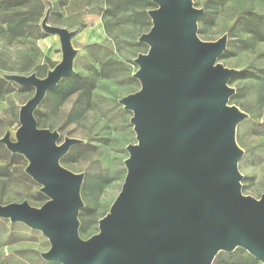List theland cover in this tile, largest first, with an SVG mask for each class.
<instances>
[{"label":"water","instance_id":"1","mask_svg":"<svg viewBox=\"0 0 264 264\" xmlns=\"http://www.w3.org/2000/svg\"><path fill=\"white\" fill-rule=\"evenodd\" d=\"M152 26L139 37L138 91L119 103L131 111L136 144L127 145L126 174L98 232L83 240L78 214L83 177L60 164L79 143L39 129L34 111L73 71V32L49 26L59 36L61 60L44 78L11 75L8 81L35 92L20 108L12 141L0 144L28 161L25 172L47 200L0 205V218L21 222L47 237L40 254L56 264H213L220 252L246 250L264 264V193L241 192L237 164L243 153L235 132L245 114L228 104L234 70L216 63L226 37L203 42L196 34L202 14L192 0H151Z\"/></svg>","mask_w":264,"mask_h":264},{"label":"rangeland","instance_id":"2","mask_svg":"<svg viewBox=\"0 0 264 264\" xmlns=\"http://www.w3.org/2000/svg\"><path fill=\"white\" fill-rule=\"evenodd\" d=\"M4 1L0 0V139L8 134L15 140L20 108L35 92L33 87L9 82L8 77L44 78L61 60L59 36L45 33L42 20L73 32V71L46 93L35 110L40 118L34 117L39 129L59 135L58 143L65 138L79 141L60 164L83 177L79 212L87 209L88 230L79 236L85 240L98 232L99 220L109 212L126 174V147L137 142L132 112L119 101L140 88L133 76L138 69L134 60L148 51L139 37L151 28L147 12L157 5L151 0L150 5L140 0H30L24 6L3 8ZM192 3L202 11L197 37L203 42L226 37L216 63L234 70L227 82L233 89L228 104L245 114L235 132L243 153L237 164L241 192L259 199L264 193V37L247 25L264 23V0ZM243 12L242 24L232 26ZM75 76L84 78L85 86L70 91L66 87ZM5 150H0V205L25 201L39 208L47 197L25 172L28 161ZM49 247L40 231L0 218V264H56L40 256ZM215 259L217 264H262L242 248L220 252Z\"/></svg>","mask_w":264,"mask_h":264},{"label":"trees","instance_id":"3","mask_svg":"<svg viewBox=\"0 0 264 264\" xmlns=\"http://www.w3.org/2000/svg\"><path fill=\"white\" fill-rule=\"evenodd\" d=\"M30 0H6L4 2L1 3V6L3 8H7V7H14V6H24L26 4H28ZM142 2H144V5H150V0H140ZM246 12H243L242 14H239L235 21L232 23V26L235 25H240L242 24V22L244 21V16H245ZM247 29H249L251 32H253L254 34L264 37V23L260 24L259 26H255L254 24H249L247 25ZM85 79L81 78L80 76H75L73 78H71L68 81L67 84V89L70 91H73L76 89L77 86H85L84 84ZM6 83V82H5ZM4 83V84H5ZM35 117L40 118V115L36 114V111L34 113ZM0 150L6 152L5 147H3L2 145H0ZM16 155V154H15ZM87 209H85L84 211L81 210L78 214V219L79 221H81V224H79V234H85L87 232V226H86V222H85V216L87 215L86 212ZM218 261H216V259L213 261V264H217ZM42 264H45L44 262Z\"/></svg>","mask_w":264,"mask_h":264}]
</instances>
